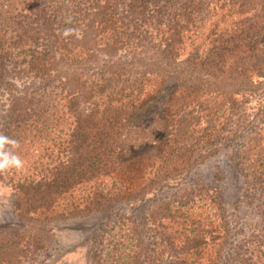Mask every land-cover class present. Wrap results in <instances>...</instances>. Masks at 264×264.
<instances>
[{"label":"trees","instance_id":"obj_1","mask_svg":"<svg viewBox=\"0 0 264 264\" xmlns=\"http://www.w3.org/2000/svg\"><path fill=\"white\" fill-rule=\"evenodd\" d=\"M8 63L22 68L5 81ZM3 84L0 180L23 218L146 201L100 223L92 264H264V193L242 223L221 186L185 184L226 150L234 207L264 188V0H0ZM30 245L1 233L0 264Z\"/></svg>","mask_w":264,"mask_h":264},{"label":"rangeland","instance_id":"obj_2","mask_svg":"<svg viewBox=\"0 0 264 264\" xmlns=\"http://www.w3.org/2000/svg\"><path fill=\"white\" fill-rule=\"evenodd\" d=\"M16 67L14 63H8L6 69L9 72L5 81L10 77L16 76V71L12 70ZM23 75V74H21ZM21 80V79H20ZM23 80V79H22ZM19 88L23 87L20 81H17ZM4 84L0 91L4 94L8 93ZM172 87L163 89L160 94L145 99L139 106L138 110L133 112L129 118L130 122L140 123L148 114L159 109L163 100L166 99ZM0 101V115L2 104ZM14 128V127H13ZM9 136L8 144L16 145L14 136L18 133L16 128L13 129ZM21 145V144H20ZM5 148L2 124L0 123V153ZM229 150V149H228ZM218 156H213L204 165L197 168L188 176L185 184H213L222 187L224 201L227 204L231 218L239 219L242 223H246L255 214V207H258L262 200L264 188L253 186L246 182V186H253L254 189L248 192V196L239 199L237 206L234 207V191H238L236 184H242L244 178L236 177L228 166L229 158L222 156L223 152ZM218 172V175H217ZM214 174L218 176L215 180ZM248 184V185H247ZM169 192L172 191L168 190ZM250 194V195H249ZM16 199L15 190L9 182L0 180V234L19 233L20 236L30 241L29 254L20 264H92L90 259V237L97 230L100 223L105 221L109 216L116 217L121 214L134 215L137 219H141L151 206L146 201L140 200H123L116 202L103 212L90 214L80 217L57 216L55 214H46L33 217L31 219L21 216L14 208ZM32 238V239H31ZM37 239L39 244L32 245Z\"/></svg>","mask_w":264,"mask_h":264}]
</instances>
